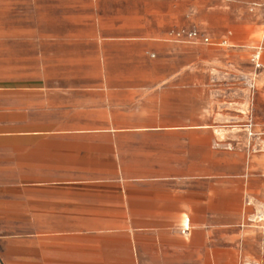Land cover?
I'll use <instances>...</instances> for the list:
<instances>
[{
    "label": "crops",
    "instance_id": "obj_1",
    "mask_svg": "<svg viewBox=\"0 0 264 264\" xmlns=\"http://www.w3.org/2000/svg\"><path fill=\"white\" fill-rule=\"evenodd\" d=\"M201 10L0 0V264H264V148L240 143L262 24Z\"/></svg>",
    "mask_w": 264,
    "mask_h": 264
},
{
    "label": "rangeland",
    "instance_id": "obj_2",
    "mask_svg": "<svg viewBox=\"0 0 264 264\" xmlns=\"http://www.w3.org/2000/svg\"><path fill=\"white\" fill-rule=\"evenodd\" d=\"M220 0H175V5H178L184 9H190L188 14L184 13L183 17L190 16L192 19L191 28L199 30L203 28L202 19L206 16L201 9L203 7L215 5ZM233 1L235 5H245V13L248 16L256 15V20L262 25L257 29L254 28V31L261 35L264 33V0H227ZM261 5V6H258ZM260 8V10L257 8ZM264 44H257L260 46ZM261 71H258L254 76V81L252 87L249 89V111L247 114V120L244 124H250V127H243L244 130H240L245 133L246 136L244 142H240L248 146V149L254 151H262L261 148H264V95L260 96L258 93V84L257 77ZM239 128V127H238ZM242 129V128H239ZM239 131V132H240ZM248 131H251V135L248 134ZM255 220L250 222L248 226V232L246 235L250 238H253V247L251 254H247L250 257H259L261 260H264V204H260L258 209V214L255 216ZM259 245V247H258ZM261 249V250H260ZM259 264H261L259 262Z\"/></svg>",
    "mask_w": 264,
    "mask_h": 264
},
{
    "label": "built area",
    "instance_id": "obj_3",
    "mask_svg": "<svg viewBox=\"0 0 264 264\" xmlns=\"http://www.w3.org/2000/svg\"><path fill=\"white\" fill-rule=\"evenodd\" d=\"M189 36L192 38H197V33L196 31H190L189 32ZM204 41H207L206 37H203ZM262 54H264V45H260L257 46L255 48V50L253 51L252 55H251V63L253 65L254 71H253V76H255V74L258 71L264 70V58H262ZM245 126L250 127V124H245ZM248 134L251 135V131H248ZM243 264H258V263H250V262H242Z\"/></svg>",
    "mask_w": 264,
    "mask_h": 264
}]
</instances>
